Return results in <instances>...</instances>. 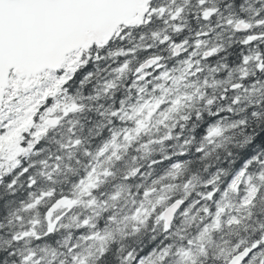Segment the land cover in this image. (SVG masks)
Wrapping results in <instances>:
<instances>
[{
    "label": "snow or ice",
    "instance_id": "snow-or-ice-1",
    "mask_svg": "<svg viewBox=\"0 0 264 264\" xmlns=\"http://www.w3.org/2000/svg\"><path fill=\"white\" fill-rule=\"evenodd\" d=\"M0 264H264V0H0Z\"/></svg>",
    "mask_w": 264,
    "mask_h": 264
},
{
    "label": "trees",
    "instance_id": "trees-1",
    "mask_svg": "<svg viewBox=\"0 0 264 264\" xmlns=\"http://www.w3.org/2000/svg\"><path fill=\"white\" fill-rule=\"evenodd\" d=\"M239 154L241 157L247 156L248 154H250V150H239ZM240 163H242V159L237 160L235 166L239 167ZM228 165H229V161L224 160L222 157L221 160L217 163L216 167H228ZM214 170L215 168L210 169V171H214Z\"/></svg>",
    "mask_w": 264,
    "mask_h": 264
}]
</instances>
